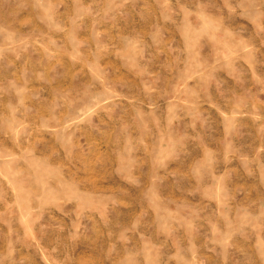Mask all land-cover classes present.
I'll list each match as a JSON object with an SVG mask.
<instances>
[{
    "label": "rangeland",
    "instance_id": "obj_1",
    "mask_svg": "<svg viewBox=\"0 0 264 264\" xmlns=\"http://www.w3.org/2000/svg\"><path fill=\"white\" fill-rule=\"evenodd\" d=\"M0 264H264V0H0Z\"/></svg>",
    "mask_w": 264,
    "mask_h": 264
}]
</instances>
